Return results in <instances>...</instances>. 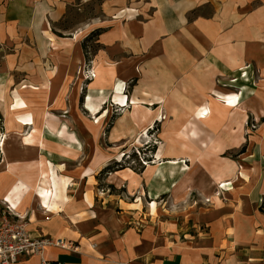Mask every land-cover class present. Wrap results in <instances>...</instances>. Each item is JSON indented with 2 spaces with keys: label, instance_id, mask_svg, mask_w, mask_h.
<instances>
[{
  "label": "crops",
  "instance_id": "obj_1",
  "mask_svg": "<svg viewBox=\"0 0 264 264\" xmlns=\"http://www.w3.org/2000/svg\"><path fill=\"white\" fill-rule=\"evenodd\" d=\"M76 2L0 0V222L9 208L34 238L76 248L15 264H264V122L257 137L245 127L264 120V0H100L104 19L60 37ZM128 6L141 17L110 21ZM97 30L83 88L82 40ZM249 65L260 87L241 80L233 107L225 85ZM127 82L110 124L98 111ZM163 114L155 163L117 170Z\"/></svg>",
  "mask_w": 264,
  "mask_h": 264
},
{
  "label": "rangeland",
  "instance_id": "obj_2",
  "mask_svg": "<svg viewBox=\"0 0 264 264\" xmlns=\"http://www.w3.org/2000/svg\"><path fill=\"white\" fill-rule=\"evenodd\" d=\"M100 6H101L100 0H77V2L70 7L67 15V19L57 26L56 31L62 34L77 35L78 32L76 33V31L82 28L85 24L96 19H104L105 16H103L102 12L100 11ZM211 13H212V9L208 7L205 9H201L199 12L198 11L193 12L191 15L192 17H196L198 15L208 17L209 15H211ZM140 17L141 16L136 9H133L130 6H128L127 8H124L119 12L115 13L114 16H111L110 21H129L133 19H139ZM86 38H84L82 42ZM97 38L98 37H96L91 41L86 42L89 61L86 60L82 69H79L77 72L78 73L77 75H79V77L83 81V85H84L83 88L85 87L87 88V86L97 78V69L95 67L96 52L94 50L95 49L94 46L97 43ZM246 69L252 70L251 77H247V73H248L247 71L246 72L241 71L238 78H231L229 80V83L225 85L226 89L231 90V93L229 94V96L222 98H233L234 96H237L235 97L236 103L231 104V106L233 107L238 106L237 104L239 103L241 96L243 95L244 91L248 89L247 85L241 86L240 84L241 80L247 81L249 85L253 87V90L250 92V96L255 97L257 90L260 87V83L262 81L260 70L256 67H252L251 65L247 66ZM118 85L119 83L115 85V89H113L112 92L113 94L109 97V100L105 101L103 106L98 111V113H100L101 111H103V109H105L103 114L105 113V118L107 117L109 118L110 116V118L108 119L109 120L108 123L110 124L112 123V120L114 118L113 116H117L123 111L124 107H122V105L126 104L125 107L127 106L128 94L126 95V93L130 91L133 82L125 83L124 84L125 86L123 87L120 93L119 92L117 93ZM227 86H230V88H227ZM117 95L126 97V101L123 104H118L115 101ZM20 99L21 98L19 97H15L13 99L14 106H16L17 102H19L20 104L22 103ZM0 102H3V100L0 99ZM225 103L229 104L228 101ZM131 104H134V102L132 101ZM207 113L205 116L208 115ZM166 117L167 116L165 114L161 115L153 124H151V126L147 130H145L146 132L145 131L141 132V134L133 141V143H131L130 149L120 152L121 154L119 153L120 155H118V159H116L114 163V166L117 170L123 168H133L137 171H142L143 168H146L147 166H143L142 163H140V160L137 157L138 155L135 153V149H140V148H141L140 151L142 156H147L148 158L151 159L148 166L153 165L155 163L156 161L155 156L157 154L156 153L157 149H159V147L162 145V140L159 137V132L161 130L162 122L166 119ZM93 120L98 121L99 119L98 120L93 119ZM263 122L264 120H262L261 118L255 115H251V114L248 115L245 122L247 136L249 138L252 135L253 137H257V135L260 136L259 133L261 132ZM4 124H5V115L2 112L0 113V163L2 162L5 152V146H3V144L8 139V134ZM122 149H124V147L120 148V150ZM122 154H125L124 158H121ZM128 155H130L131 158L130 160L135 164H132L131 161L127 160ZM120 160H122L121 163H118V161ZM224 185L225 184L220 185L222 186L221 189L225 187ZM134 225L139 227L140 229L142 228V222L140 221L135 222Z\"/></svg>",
  "mask_w": 264,
  "mask_h": 264
},
{
  "label": "built area",
  "instance_id": "obj_3",
  "mask_svg": "<svg viewBox=\"0 0 264 264\" xmlns=\"http://www.w3.org/2000/svg\"><path fill=\"white\" fill-rule=\"evenodd\" d=\"M140 149H135V153L138 155L140 163L143 166H148L151 159L142 156ZM124 157L125 154H122L121 158ZM130 159V155H128L127 160L131 161ZM132 164L135 163L132 162ZM49 247L76 251V248L63 239L46 236L34 238L28 231L27 223L20 217L16 218L8 208V212L3 215L0 222V264H15L25 256H42L44 250ZM43 264L48 263L44 262Z\"/></svg>",
  "mask_w": 264,
  "mask_h": 264
},
{
  "label": "trees",
  "instance_id": "obj_4",
  "mask_svg": "<svg viewBox=\"0 0 264 264\" xmlns=\"http://www.w3.org/2000/svg\"><path fill=\"white\" fill-rule=\"evenodd\" d=\"M56 33H57V32H56ZM100 33H101V30H97V31L93 32L92 34H90V36L87 37V38L82 42V43H83V48H84V50H85V55H86V60H87V61H89V60H88V57H89V56H88V53H87V44H86V42L95 39L96 37H98V36L100 35ZM57 35L60 36V37H65V36H63V34H61V33H57ZM262 210H263V212H264V203H263Z\"/></svg>",
  "mask_w": 264,
  "mask_h": 264
},
{
  "label": "bare ground",
  "instance_id": "obj_5",
  "mask_svg": "<svg viewBox=\"0 0 264 264\" xmlns=\"http://www.w3.org/2000/svg\"><path fill=\"white\" fill-rule=\"evenodd\" d=\"M231 104H235L233 101L231 102V101H229V105H231ZM146 132V131H145ZM144 135V134H143ZM34 139V138H33ZM30 140V139H29ZM3 146H5V143L3 144ZM125 177V176H124ZM51 183H53V181L51 182ZM16 186V185H15ZM14 186V187H15ZM40 186V185H39ZM44 187V186H43ZM222 187V186H221ZM41 188H42V185H41ZM45 189V188H44ZM46 190V189H45ZM48 190V189H47ZM42 192V191H41ZM44 192V191H43ZM42 192V193H43ZM48 192V191H47ZM49 193V192H48Z\"/></svg>",
  "mask_w": 264,
  "mask_h": 264
}]
</instances>
